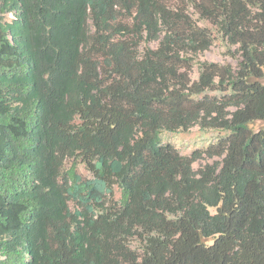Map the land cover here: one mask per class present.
Here are the masks:
<instances>
[{
  "label": "trees",
  "instance_id": "trees-1",
  "mask_svg": "<svg viewBox=\"0 0 264 264\" xmlns=\"http://www.w3.org/2000/svg\"><path fill=\"white\" fill-rule=\"evenodd\" d=\"M173 1L0 0V264H264V0Z\"/></svg>",
  "mask_w": 264,
  "mask_h": 264
},
{
  "label": "rangeland",
  "instance_id": "rangeland-1",
  "mask_svg": "<svg viewBox=\"0 0 264 264\" xmlns=\"http://www.w3.org/2000/svg\"><path fill=\"white\" fill-rule=\"evenodd\" d=\"M173 3L178 4L180 2L179 0H174ZM181 5L184 6V4ZM188 14L199 27L207 28L211 32L212 36L211 45L206 51L199 54L196 60L217 63L221 65H230L231 67L236 68L238 62V53L236 51V47L229 46L221 37V35L216 31V29L211 26L209 22L200 19L198 14L194 13L191 8L188 9ZM12 19V14H7L5 17L6 21H10ZM156 46V42L151 44V47L153 48ZM190 77L191 80H197L198 70L196 65L193 67ZM261 83L264 84V79L261 80ZM229 110L232 111L233 109L230 108ZM250 127L253 128V130L257 131L258 129L264 127V121H255L250 125ZM222 136L223 132L219 130H200L196 125L189 129V131L187 132L178 131L175 133H162L161 141L165 144L173 146L182 155H190L196 150H204L210 144L215 143ZM219 160V158L208 159L203 156L192 164V168L194 171H197L204 165L211 164L213 161ZM78 173H80L82 176H88L82 165L78 166ZM119 196V191L115 189L114 199H118ZM211 213H213V210H211ZM210 243L211 241L208 240L207 244Z\"/></svg>",
  "mask_w": 264,
  "mask_h": 264
}]
</instances>
